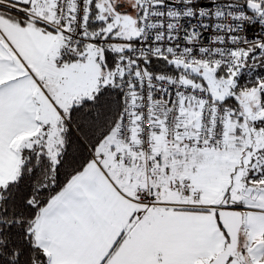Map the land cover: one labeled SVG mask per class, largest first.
<instances>
[{
    "label": "snow or ice",
    "instance_id": "6c2138e0",
    "mask_svg": "<svg viewBox=\"0 0 264 264\" xmlns=\"http://www.w3.org/2000/svg\"><path fill=\"white\" fill-rule=\"evenodd\" d=\"M0 264H264V0H0Z\"/></svg>",
    "mask_w": 264,
    "mask_h": 264
}]
</instances>
